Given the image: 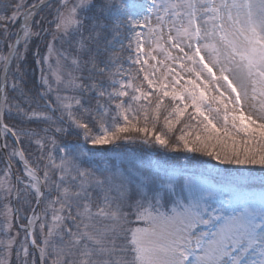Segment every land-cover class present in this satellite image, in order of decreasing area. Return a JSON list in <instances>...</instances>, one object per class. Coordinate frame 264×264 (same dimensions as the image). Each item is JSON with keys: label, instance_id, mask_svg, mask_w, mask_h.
I'll return each mask as SVG.
<instances>
[{"label": "snow or ice", "instance_id": "6c2138e0", "mask_svg": "<svg viewBox=\"0 0 264 264\" xmlns=\"http://www.w3.org/2000/svg\"><path fill=\"white\" fill-rule=\"evenodd\" d=\"M0 264H264V0H0Z\"/></svg>", "mask_w": 264, "mask_h": 264}, {"label": "trees", "instance_id": "16d2710c", "mask_svg": "<svg viewBox=\"0 0 264 264\" xmlns=\"http://www.w3.org/2000/svg\"><path fill=\"white\" fill-rule=\"evenodd\" d=\"M13 31H15V29L13 28Z\"/></svg>", "mask_w": 264, "mask_h": 264}]
</instances>
